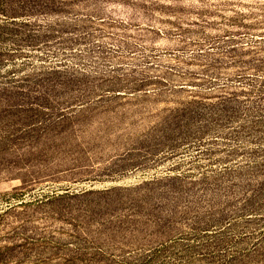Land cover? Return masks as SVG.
I'll return each instance as SVG.
<instances>
[{"label":"rangeland","instance_id":"1","mask_svg":"<svg viewBox=\"0 0 264 264\" xmlns=\"http://www.w3.org/2000/svg\"><path fill=\"white\" fill-rule=\"evenodd\" d=\"M0 1V264H264V0Z\"/></svg>","mask_w":264,"mask_h":264},{"label":"trees","instance_id":"2","mask_svg":"<svg viewBox=\"0 0 264 264\" xmlns=\"http://www.w3.org/2000/svg\"><path fill=\"white\" fill-rule=\"evenodd\" d=\"M1 4L2 3L0 1V6ZM40 31L34 29L33 32H30V34L26 36L28 40L31 42L30 44H33V42L37 44L39 40L45 42L46 40H48L47 38H50L49 36L41 35ZM4 38L5 37L3 33H0V42H4V40H6ZM3 62H4V57L3 54L0 53V65ZM258 72L264 73V69L258 67ZM26 81H31V80L28 77L26 78ZM32 84L33 85L21 84L17 86L16 88L23 90L24 93H18L14 97L20 99L22 103L38 105L40 107H44L45 101H48L55 97L62 98L63 103H61V106L65 105V107H69L75 102L82 103L83 101H85V96L81 93H78V95H75V97H71V96L66 97L65 91L68 90L69 86L67 87L65 82H56V83L54 82L52 84H48V83L46 84L39 80V81H33ZM59 87H63V88H59Z\"/></svg>","mask_w":264,"mask_h":264}]
</instances>
